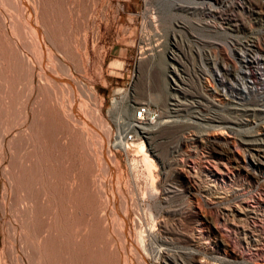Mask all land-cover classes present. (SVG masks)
<instances>
[{"label": "rangeland", "instance_id": "rangeland-1", "mask_svg": "<svg viewBox=\"0 0 264 264\" xmlns=\"http://www.w3.org/2000/svg\"><path fill=\"white\" fill-rule=\"evenodd\" d=\"M8 1L0 0V14L6 16L8 23L11 22V19L12 21L16 19L15 22L18 23L21 21L19 23L21 24L20 31L14 34H17V38L26 36L22 39L23 41H20L21 39L18 38V40L13 33H10L11 35L6 33L5 29L0 26V119L2 121H0V128L3 129L8 125L7 127L13 128L12 134L14 135L20 122H22L25 103L32 89L28 71L25 68V71L23 70L22 63L18 62L20 60H18L16 53L20 52V49L22 51L27 45L28 49H24V51H27L29 56L32 55L30 56L31 59L36 60L35 58L39 56V47L38 45L37 48L34 47L36 46L35 40L30 41L31 39H28L33 34H30L31 30L27 27L28 18L27 15L25 16L27 13L23 8L25 5L22 0H17V3L20 1L19 4L16 3L17 11L15 10L16 6L14 7L15 0ZM13 1L14 5L13 3L10 4ZM42 1L44 10L40 13L44 15L45 22H48L50 32L53 33L52 39L54 38V44L48 39L46 40L51 48V63L57 64L60 60L67 66L69 65L70 73L76 79L75 82L78 81V84L80 82L81 85L84 83L85 86L91 88L94 94L93 107L99 110L101 121L104 123L100 122V126L103 131L108 130L111 133V142L115 143L117 136L123 133V129H126L125 124L132 118L131 106L135 105L136 102H146L153 108H157L160 116L173 115V120L176 119L172 123H164L156 126V129L154 128L153 146L140 133L139 135L137 133L134 141L137 145L132 146L127 151L116 150L111 146L112 153L118 158L116 162L117 181L121 184V192L127 196L130 202L136 198V201L140 204L142 214L140 222L150 263L169 264L166 255L174 256L180 263L188 264L190 262L184 254L188 248L185 242L162 244L160 241L165 227H169L170 229L181 230L188 236L190 234V237L191 232L196 233L197 229H204V234L208 239L199 240L196 237L191 242L193 246H190V248L195 249L196 242H203L209 250L210 256L208 259L214 264H228L222 262L224 257L232 264H243V262L264 264L262 259L255 258L256 253L264 251V241L260 242L258 249L251 248L250 250L247 246L238 244V234L236 232L222 225H217L214 221V217L219 214L220 209L223 211L228 209L229 203L224 199L226 196L230 198L232 191L238 190L240 193L237 200L232 204H237V202L243 200L249 207H253L254 203L261 200L262 195L264 196L261 193L264 190V164L258 166L251 157V154L257 153L259 149L264 150V105L261 103L258 107L260 113L256 115L257 120L253 119L255 117L252 115L247 116L242 110L237 112L236 109H242V105L251 108L249 102L241 99L244 94L240 93V88L244 91V96L252 98V95H249L250 91L247 88L249 84L235 80L234 75L231 74L234 65H240L238 59H241L243 54L252 57L264 56V0H236L238 4L243 6L239 8L236 4V20L232 22L239 25L237 31H231L227 25L223 24L222 27L225 29L221 28V25L215 29L212 26L215 25L217 19L211 14L210 16L206 14L196 16L198 14L192 15L179 11L178 7L181 4H187L184 0H163V13L158 20L159 32L157 33L149 25L148 16L150 11L149 4L145 3L146 0ZM172 1L179 5L174 7ZM228 1L230 2V0ZM5 2H8L9 5ZM21 4L23 5L21 6ZM225 4L228 5L229 3ZM19 7L21 9L18 11ZM212 7L221 9L216 2H212ZM22 14L25 18L22 17ZM8 15H13L14 19H10ZM18 17H20L19 20ZM25 19H27V22ZM44 19H42V22H44ZM40 25L42 24L40 23ZM27 30H30V36L29 34L26 35ZM22 31H24V36L20 35ZM146 33L152 44H156L154 46L156 51L153 50L154 55L152 56L139 52V47L143 45L141 42L142 35ZM83 40L86 43V48L82 47L84 45ZM29 41L33 43H29ZM31 44H33V47H31ZM29 46L31 47L30 50H33L32 52L29 50ZM16 48H18V51ZM254 51L258 54H255ZM172 54L178 57V62L173 59ZM235 59H237V62H235ZM224 63H226L225 67ZM61 72L59 71L57 74L60 78L73 80L70 76L67 78L68 76ZM2 78L5 80H2ZM37 78L38 76L35 77V82H39V78ZM54 82L58 83L55 80ZM64 82L63 84L66 85ZM63 84L58 83V85H61L59 86L61 89H56L58 87H55L54 83L46 82L45 85L43 84V92L40 98H43L44 109L47 110L43 112L42 116L46 131L40 137V140L34 138L31 141L28 151L31 155L34 154L33 156L38 154L36 158L41 164H39V173L48 185H46L47 189L54 191L56 194L55 200L58 204L57 207H59L57 210L59 216L58 226L61 225L59 229L65 236H70L75 229V213L71 210V207L79 203V205H84L87 208L91 206L90 209L94 208L92 211L98 212L99 215L102 212L105 213L103 210L104 200L98 195L100 181L102 179L107 181L108 193H110V189L109 175L103 171L101 158H99L97 141L100 138L91 131L88 124L85 125V129L89 131L91 138L93 137L92 140L95 146L87 144L83 137V132L86 131L82 127H79L80 129L73 133L71 139L65 140L66 134L59 135L61 142L67 141L64 147L57 148L56 144L49 139L50 117L54 118L53 120L57 118L54 122L56 125L58 123L57 126L63 127V132L70 128V125L62 119L59 113L60 108L65 109L67 103L72 101V96L67 94L66 87ZM176 84L181 85L182 90L176 87ZM38 85L40 83H33L36 91L35 96L33 95L31 103L28 105V110L31 112L36 104L34 102L39 96L37 95L39 94ZM49 85L53 86L54 92ZM119 89L122 90L121 93L117 92ZM219 92L224 99L225 106L223 108L220 107L218 97H214ZM114 100L118 101L117 105L113 104ZM54 113H58V115L56 116ZM163 118L167 117L164 116ZM221 118L226 119L225 124L221 123ZM234 120L238 121L237 123L247 120L248 125L238 127ZM86 121L90 122L91 120L87 119ZM196 121H199V125ZM255 122L262 125L259 132H257L258 128H256ZM14 124H17L16 128ZM220 124L225 127L221 126L220 129ZM145 126L148 125L145 124ZM241 130L242 133H240ZM250 131L251 135H249ZM241 140L243 142L244 140H251L249 143L248 141L244 142L248 145L245 147L244 152L240 150L239 152L233 144L234 142L237 144L243 143ZM32 144H34V149ZM156 145L157 147H155ZM90 150L93 151L90 153ZM7 159L3 164H0V183L2 181L7 183L4 174V169L5 167L8 168L10 162L9 158ZM259 160L264 163V158ZM249 164L251 168L246 167ZM49 165L52 168L49 169ZM225 166L230 171L240 173L242 176L248 174L249 181L247 182L245 180L244 182L243 178L237 179V185L243 181V186L247 189H241L231 180L232 182L229 181L226 185L223 184V187H225L220 189L221 194L218 195L208 196L204 192L196 190L200 185L203 187L212 186L213 184L209 182L210 179L207 175L213 172L221 177L222 173L219 168H222L223 172H227ZM124 173L130 178V183L125 180ZM75 174H80L83 177L89 174L91 177L92 185L91 188H86L88 194L85 196H83L84 194L80 196L77 191L72 193V190H76L73 186L70 187ZM129 184L133 188V195L127 192ZM50 185H53V189ZM171 190H179L184 194L167 199L166 192ZM226 191L228 193H225ZM91 195L94 196V201L90 203L88 199ZM1 196L2 191L0 190V200ZM12 196V193L9 192L8 202ZM74 201L75 204H73ZM217 203H220V205H217ZM182 208L187 210L184 218L179 220L169 216V212ZM258 213L261 215L258 216L261 221L258 220L255 226L261 229V223L264 224V210ZM12 215L13 212L9 204L6 205L5 212L0 207V264H18V262L21 264L22 261L26 264L25 261L27 260L24 256L20 257L18 261H15L12 256V226L16 227L18 250H21V245L24 246L26 241L34 239L19 222L16 223L13 219L14 215L13 217ZM250 222L253 224V219H250ZM166 223L167 226H165ZM105 236L107 235L102 236L103 238L100 240L102 247L99 241L97 242L98 246L95 245L93 248L92 256L93 260H96L95 262L99 261L101 256L103 259L107 260L109 258L112 260L109 250H115V245L111 244L113 242L109 238V243H107L106 238L108 236ZM190 237H187V239L192 240ZM110 244L111 246H109ZM106 246L109 247L106 248ZM102 248L104 251H102ZM102 252L103 254H101Z\"/></svg>", "mask_w": 264, "mask_h": 264}, {"label": "bare ground", "instance_id": "bare-ground-1", "mask_svg": "<svg viewBox=\"0 0 264 264\" xmlns=\"http://www.w3.org/2000/svg\"><path fill=\"white\" fill-rule=\"evenodd\" d=\"M1 1H8V0H1ZM20 1H18V2L20 3ZM184 1L187 4H181L178 7L179 11L189 13L192 15L198 14L196 16H200L202 14L203 15L206 14V15L210 16V14H211V15H213L214 18L217 19V22H219V23L216 22L215 25L212 26L215 29H217V27H219V25H221V28L225 29L222 26L227 25L231 31H237L239 25L238 24L235 25L234 22H232V21L236 20L235 19V11L237 9L236 4L239 6V8L243 7L242 5L238 4V1H236V0H230V2L228 0L227 1L226 0H184ZM8 2L7 3L5 2V3L9 5ZM162 2H163V0H146V2H145V3L149 4L148 5L149 11H150V14L148 16L149 25L152 28H154L155 31L159 30L158 29L159 22H157V21L160 19V17H161L160 15L163 13V10H162V6H163L162 4L163 3ZM172 2H173L174 7L179 5L178 3H175V1H172ZM212 2H216L218 5H220L221 9L218 8L219 6L217 8H213ZM12 3L14 5V1L10 2V4H12ZM16 3H17V0H15L14 7L16 6ZM19 3H17V4H19ZM22 3L25 5L23 8H25L27 14H25L24 12L23 13L25 14V16L27 15V18H28V22L26 21L27 19H25V21L28 23L27 27H29V29L31 30V32H30V30H27V34L26 33H24V34L28 35L30 32V34L35 35V36L31 35L32 37H30L28 39L29 40L31 39L30 41L35 40L34 42H36L35 43L36 46H34V47L37 48V45H38L39 51L38 50L37 51L39 53V56L36 55V56H38V58L37 57L35 58L36 60H33L34 58L31 59L30 56H32V55L29 56L27 51L26 52L24 51V49H28L26 47L27 45H25V48L22 51H21V49H20V52L16 53V51H15V53L18 55V58H19V59L18 58L17 59L20 60L18 62L22 63L23 70L25 68L28 71V75L31 79L30 84L32 82V87H31L32 89L30 88L31 90L29 92L27 101L25 103L26 106L24 107L25 111H23L24 115H23V118L21 119L22 122H20L19 128L14 133V135L12 134L13 128L7 127L8 125L3 129L0 128V161H1L0 164H3L7 158H9V161H10L8 168L5 167V169H4V172H5L4 174H5L7 183H4V181H2L0 183V190L2 191V196H1V200H0V207L5 212L6 205L9 204L11 207V210L13 212V215H14V217L12 215L13 219H15L16 223L19 222L22 225V227H24V229H26L25 231H27L31 234V236L33 237L34 240L26 241L24 246L21 245V247H20L21 250H18L17 244H16V242H17L16 227L13 225L12 226L13 244H12V248H11L12 256H13L15 261H18V259L20 257L24 256L27 260V261H25L26 264H151L150 263L151 261L149 260L148 250L146 248V240H145L144 232H143L142 225L140 222V219L142 217V214L140 212V209H141L140 204H139V202L136 201V198L132 199V202H130L128 200L127 196L121 192V188H120L121 184H119L117 181L116 162H117L118 158L115 154L112 153V150H111V148L113 147L116 150L122 149L124 151H127V150L131 149L132 146H136L137 144H135V142H133L131 145L130 144L126 145L121 138L122 134H119L117 136L115 143L111 142V133L108 130L103 131V128L100 126V124L102 123L101 116L99 114V110L96 109L95 107H93L94 104L92 103V100L94 98V94H93V91L91 90V88L89 86H85L84 83H83V85H81L80 82H79V84H78V81H77V83L75 82L76 79H74L72 74L70 73L71 69L68 67L69 65L67 66L66 64L62 63V61L60 62V60L58 61L57 64L51 63V56H50L51 48L46 43V40L48 39L52 44H54V40H53L54 38L52 39L53 33L50 32V29H49L50 26H49V24H47L48 22H45L44 15L40 13L41 11L44 10L43 1L42 0H22ZM225 3H229V4L227 5ZM23 4H21V6ZM207 4H208V6H207ZM10 6L13 7L12 5H10ZM20 7L18 8V11H19V9H21ZM16 9H17V6H16L15 10ZM217 9H219V10H217ZM11 10H13V9H11ZM25 10H23V11H25ZM19 13H21V12H19ZM19 13H17V14H19ZM2 15L0 14V26L5 29L6 33H8V34L13 33L14 34V33H17L20 31L21 24H19V23H21V21L19 23L15 22L16 19H15V21L14 20L12 21L11 18L14 19V16L8 15L9 18L11 19L10 20L11 22L8 23L6 20V16L4 15L5 16L4 17ZM22 17H23V14H22ZM23 18H25V17H23ZM17 19L19 20L20 17H18ZM42 19H44V22H42ZM40 23L42 25H40ZM22 27H24V26H22ZM24 31H22V33L20 35H23ZM8 34H7V36H8ZM30 34H29V36H30ZM20 35H18V36H20ZM147 35H148L147 33L145 35H143V38L141 40L143 42L142 54L144 53L147 56H152V55H154V53H152L153 50H154V52L156 51L154 48V46H156V44L155 45L152 44L151 40L149 39V37H147ZM15 36L17 38V34ZM25 37L26 36H24L23 38H25ZM23 38H19V39H21L20 41H23L22 40ZM32 38H34V39H32ZM146 38L148 40H145ZM27 41H26V44H27ZM30 41H29V43H33ZM24 43H23V45H24ZM17 44H16V46H17ZM55 44H56V42H55ZM31 45H32L31 47H33V44H31ZM85 46H86V43L84 41V45L82 47L86 48ZM31 47L29 46V50L31 49ZM16 49L18 51V48H16ZM30 51L32 52L33 50H30ZM254 53H255V51H254ZM30 54H32V53H30ZM33 54L35 55V52ZM255 54H258V53H255ZM259 55H260V53H259ZM172 56L174 57L173 59H175L177 62L179 61V60H177L178 57L175 54H172ZM214 58H215V56H214ZM235 60H236L235 62H237V59H235ZM238 62L240 63V65L235 64L234 67L232 68L233 70L231 71V74L234 75L235 80H237V81L240 80V82L243 81V82L249 84V86H247V88L249 89V91H250L249 95H252V98H250L248 96H244L245 93L240 88V93L242 92V94H244V95L240 94V95H242L241 99L249 102V104H251V108H250V106H243L242 105V107H243L242 109H236V110H237V112L242 110L243 113L247 114V116L252 115L255 117L253 119H256L257 118L256 115L260 113V110H259L260 108H258V107L260 106L261 103L264 105V72H263L264 71V56L261 55V56H253L252 57L251 55L247 54L244 56V54H243L242 58L238 59ZM226 63H224V67H225ZM0 67H1V65H0ZM59 71L60 72L62 71L64 75H67L68 76L67 78H69V76H70V78H72L73 80L71 81L70 79L60 78V76L57 75ZM0 73H1V68H0ZM36 76H38L39 79L38 78L37 79L39 80V82H35L34 79ZM204 78H205V76H204ZM2 80H5V79L2 78ZM54 80L56 82H58L59 84H61V83L63 84V81H65L64 83H66V85L65 84H63V85L66 87L65 88L66 92L68 95L70 94L72 96V101L67 103L65 109H63V107L61 109L60 108L61 106L59 107L60 108L59 113L61 114L62 119L66 123H68V125H70V128L67 129L66 132H63V129H62L63 127L57 126L58 123L56 125L54 122L57 118H55V120H53L54 118L52 119L50 117V123H49L50 127H49V133H48V135L50 137L49 139L53 143L56 144L57 148L64 147L65 143L67 141L61 142L59 135L60 134L65 135L66 134L65 140L71 139L72 135H74L73 133L76 132L77 129H80L79 127H82L86 131V132H83V137H84L85 141L90 146H93L94 145V141L92 140L93 137L91 138L89 131H87L85 129V125L88 124L91 131L96 133L97 136L100 138V139L98 138L99 140L97 141V143L99 145L98 146L99 147L98 148L99 149L98 150L99 158H101L103 171L109 175L108 181H109L110 193L107 192V188H106L107 181H104V179H102L103 181L102 180L100 181V188H99L100 190L98 189L99 190L98 195L100 196L101 199L104 200L103 203L105 204V206H104L103 210L105 213L102 212L99 215L98 212L92 211L94 208L92 210L90 209L91 206H89V208H87L84 205H79V203H78V205L72 206L71 210L74 211V213H75L74 214L75 215V220H74L75 221V229H74L73 234L71 233L72 235H70V236H67V235L65 236L61 232V230L59 229L61 227V225H60V227L58 226L59 216H58L57 210L59 209V207H57L58 204H56V200H55L56 194L54 193V191H52V190L50 191L47 189V187H46L47 184L45 183V180L41 177V175L39 173V164L40 163H39L38 158H36V156L38 154H36V156H33L34 154L31 155V153L28 151L29 150L28 147L31 146V141L34 138H38V140H40V137L42 135H44V133L46 131L44 118H42V116H43V112L47 111V110L44 109L43 100H42L43 98H40V95L43 92V84L45 85L46 82H49L50 84L54 83L55 87H58L56 89H61L59 87L61 85H58V83H55ZM221 82H223V81H221ZM33 83H40V85H38L39 86L38 87L39 88V94H37L39 96H38L37 100H35L36 102H34V103H36V104L34 105V108L32 109V112H31L28 110V105L31 103L30 102L31 98L33 97V95L36 91L33 87ZM67 84H69V86H67ZM178 84H179V82H178ZM178 84H176V87H178L179 89L181 88V90H182L183 87H180L181 85H178ZM49 86H51V89L54 92L55 89L53 88V86L52 85H49ZM120 91H122V90L119 89L117 92H120ZM219 93H217V95H215L214 97H218V99L217 98L216 99L219 100L220 107L222 106V108H223L225 106L224 105V99H223V97H221L222 96L221 93L220 94ZM81 99H83V100L80 101ZM113 104L117 105L118 101L114 100ZM216 104H219V103H216ZM31 108H32V106H31ZM51 112H53V111H51ZM233 112H235V111H233ZM60 114H59V116H60ZM182 114L184 115V113H182ZM54 115L57 116L58 113L57 114L54 113ZM21 116H22V114H21ZM164 116L167 118H163ZM164 116H160V115L159 116L157 115L156 117L152 116L151 119L146 123L148 125L147 127L145 126V124H138L137 125L136 129L138 130V133H140V135H142V137L144 139L149 141L151 146H153V144H154L153 143L154 141L152 142V140H154L153 135L155 134L154 133V131L156 129L155 127L160 126L164 123H172V122L176 121V119L173 120V118H172L173 115H171V116L170 115H164ZM153 117H155V118H153ZM237 117H239V116H237ZM86 118L88 120L90 119L91 121L90 122L86 121L87 120ZM0 121H1V119H0ZM59 122H60V120H59ZM237 122L235 121V123L238 127L248 125L247 120L242 121L240 123H237ZM196 123H198V125H199V121H196ZM221 123L225 124L226 119L224 120V118H221ZM102 124H104V123H102ZM259 124L260 123L257 124L255 122V126H256V128H258L257 132H259L260 129L262 128L261 127L262 125H259ZM14 126L16 128L17 124H14ZM102 126L105 127L104 125H102ZM131 126H133V119L132 118L129 122H127L125 124V128H129ZM221 126L223 128L225 127L224 125L220 124V129H221ZM105 128L107 129V127H105ZM14 131H15V129H14ZM64 131H65V129H64ZM82 131H83V129H82ZM245 132H247V131H245ZM238 133H239V131H238ZM240 133H242V130ZM249 135H251V131H250ZM241 136H243V135L241 134ZM247 141L248 140H246V141L244 140L245 143ZM250 141H248V143ZM244 142L239 143V144L234 142L233 144L238 151L240 150V151L244 152L245 147L248 146V145L244 144ZM33 145L34 144H32V146ZM89 145H87V146H89ZM155 147H157V145ZM33 149H34V146H33ZM92 149H93V147H92ZM93 150H90V153ZM36 151L38 152L37 149H36ZM88 152H89V150H88ZM92 154H94V153H92ZM245 154H246V152H245ZM92 156H94V155H92ZM251 157L253 158L254 163L258 164V166H259V164H264V163H262L263 162L262 160H259L261 158H264V150L259 149L257 153H252ZM94 160H95V158H94ZM250 164L246 165V167L251 168ZM50 168H52V167L50 166L49 169ZM54 169H55V167H54ZM219 170L222 173L221 177L217 176V174H214L213 172H211L207 175V177L210 179L209 182H211L213 184L212 186L208 185V187H203L202 185H200V186L198 185L199 187L196 190L198 192H204L208 196H212L214 194L218 195L220 193V189H224V187H225V186L223 187V184L226 185V183L231 181V180L233 182H235L236 185H237V179H239V178H243L242 180L243 181L245 180L246 182L249 181L248 174L246 176H242L240 173H235L234 171L233 172L230 171L229 168L226 169L227 172H223L222 168H219ZM51 172H52V170H51ZM89 174H87L86 177H83L80 174H75V176H73V179H72L73 181L71 182L72 184L70 187L72 188V186H73L76 190H72V193H73V191H77L78 193H80V196H81V194H84L83 196L88 194V191H86L87 190L86 188L87 187L91 188V185H92L91 180H90L91 177ZM54 176H55V174H54ZM54 176H53V179H54ZM124 178H125V180H127V183H130L131 180L128 177V175H126L125 173H124ZM243 181H242V183L239 182V184L237 186L240 187L241 189H247L243 186L244 185ZM195 183H197V182H195ZM50 186L52 188L53 185H50ZM263 188H261V189H263ZM132 189L133 188L131 187V184H129V188H128L127 192H129L131 195H133ZM69 191H70V189H69ZM177 191H179V190L167 191L166 192L167 199L172 198V197L182 196L184 194L181 191H179V192H177ZM9 192H11L13 196H12V198H10V201L8 202ZM225 193H228V191H226ZM261 193L264 194V190H262ZM62 194H63V192H62ZM90 194H91V192H90ZM230 194H232L230 196V198H228L226 196V198L224 199V200H226V202L228 201L227 203H229L228 209H225L224 211L220 209L219 214H217L214 217L215 223L217 225H222L223 227H226V228L231 229L234 232H236L238 234V244L240 246H242V245L247 246V248H250V250H251V248L258 249V246H260L259 245L260 242L264 241V224L261 223V225H262L261 229L256 228L257 226H255V224H257L258 220L261 221L260 220L261 218L258 217L261 215H259L258 212L259 211L261 212L264 210V196L261 194L262 195V196L260 195L261 200H257L254 203L255 205L253 207H251V206L249 207V205L247 203L243 202V200H240V202H237V204H232L239 197L240 193L238 190H234ZM228 196H229V194H228ZM78 198H77V202H78ZM89 198L90 199H88V198L87 199L89 200L90 203H91V201L92 202L94 201V196L91 195ZM85 199H84V202H85ZM75 203L76 202L74 201L73 204H75ZM221 204H222V202H221ZM217 205H220V203H217ZM61 208H63V207H61ZM67 208H68V206H67ZM61 214H62V212H61ZM64 214H65V211H64ZM169 214H170L169 216H172L174 218H178L180 220V219L184 218V216H186L187 210H186V208H182L180 210L171 211V212H169ZM60 217H61V215H60ZM250 219H253V221H254L253 224H252V222H250ZM262 220H263V218H262ZM167 225L168 224L166 223L165 226H167ZM202 225H204V224L202 223ZM65 229H67V228H65ZM63 230H64V227H63ZM65 233L67 234V232H65ZM105 234L108 236V237L105 236V237H107L106 238L107 243H109L108 241L110 239V241L113 242L111 244L115 245V250H112V251L109 250L110 255H112V260L109 258H107V260L103 259L101 256V259L99 261L95 262L96 260L94 261L93 256H92V253H93L92 251L94 250L93 248L95 245H96V247L98 246L97 242H99L103 238L102 236H104ZM161 236L162 237L160 238V241L162 242V244L163 243L175 244L178 242H180V243L185 242L187 244L186 247L188 246V248H187V250L185 249L186 251L184 250L185 251L184 254H185L186 258L188 259V261H190L189 263L187 262L188 264H214L208 259V257L210 256L209 252H208L209 250L203 244V242L198 241L195 243L196 245H194L195 249H192L193 247L190 248V246H193L191 244V242H193L196 239V237H198L199 240L208 239V238H206V235L204 234V229H200V230L197 229L196 233L191 232V237H190V234L188 236V234L184 233L181 230L178 231L175 229H170L169 227H165L164 234ZM105 237H104V239H105ZM187 237L192 238V240H188L189 238L187 239ZM102 242H104V241L102 240ZM111 244L109 246H111ZM100 245H101V241H100ZM101 247H102V245H101ZM104 247H105V244H104ZM108 247L106 246V248H108ZM111 249H113V248H111ZM102 251H104V249ZM101 254H103V252ZM256 254L257 255L255 256V258H260L264 261V251L263 252L260 251ZM166 256H167L166 260L168 261L169 264H184V262L180 263L179 261H177L174 258V256L173 257L170 255H166ZM187 259L185 260V262L187 261ZM222 259H223L222 262L232 264L225 257ZM22 263H23V261L21 262V264ZM18 264H19V262H18ZM243 264H248V262L247 263L243 262Z\"/></svg>", "mask_w": 264, "mask_h": 264}, {"label": "built area", "instance_id": "built-area-1", "mask_svg": "<svg viewBox=\"0 0 264 264\" xmlns=\"http://www.w3.org/2000/svg\"><path fill=\"white\" fill-rule=\"evenodd\" d=\"M157 32L158 31H156V33ZM139 50H140L139 52H142V45L139 47ZM131 115L133 119V126L124 129L121 136L123 142L126 145L128 144L131 145L136 140V136L138 133V130L136 129L137 125L146 124L151 119L152 116H157V115L159 116V111L157 110V108H153L150 104L146 102H136L135 105L131 106Z\"/></svg>", "mask_w": 264, "mask_h": 264}]
</instances>
